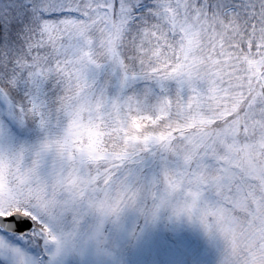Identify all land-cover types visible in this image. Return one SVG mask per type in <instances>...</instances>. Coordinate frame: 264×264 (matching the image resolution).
Segmentation results:
<instances>
[{"label":"snow or ice","instance_id":"obj_1","mask_svg":"<svg viewBox=\"0 0 264 264\" xmlns=\"http://www.w3.org/2000/svg\"><path fill=\"white\" fill-rule=\"evenodd\" d=\"M0 264H264V0H0Z\"/></svg>","mask_w":264,"mask_h":264}]
</instances>
